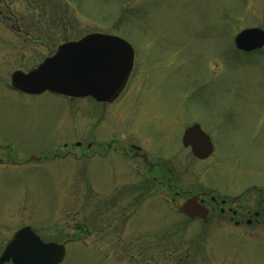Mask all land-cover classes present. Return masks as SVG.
Wrapping results in <instances>:
<instances>
[{
  "label": "rangeland",
  "instance_id": "374dc122",
  "mask_svg": "<svg viewBox=\"0 0 264 264\" xmlns=\"http://www.w3.org/2000/svg\"><path fill=\"white\" fill-rule=\"evenodd\" d=\"M0 6L10 33L19 26L53 38L37 42L43 54L0 45V147L15 152L0 149V255L18 230L30 227L65 245L63 264H264V241L202 232L201 222L180 214L185 197L175 195L218 188L234 197L264 185V50L245 54L234 46L242 30H264V0H0ZM97 33L143 51L148 86L129 104L143 99L144 110L128 111L136 125L142 114L170 123L154 148L183 174L177 189L155 185L148 201L134 196L126 170L120 185H84L75 180L83 176L82 161L52 159L65 142L74 145L93 130L101 107L11 89L15 71L28 72L44 54ZM194 123L217 153L201 165L199 179L184 170L192 159L181 144L182 130ZM124 126L126 145L135 132ZM32 156L49 160L28 163Z\"/></svg>",
  "mask_w": 264,
  "mask_h": 264
},
{
  "label": "flooded vegetation",
  "instance_id": "af4514ba",
  "mask_svg": "<svg viewBox=\"0 0 264 264\" xmlns=\"http://www.w3.org/2000/svg\"><path fill=\"white\" fill-rule=\"evenodd\" d=\"M3 7L4 6H0V13H3ZM2 19L3 22L0 23V27L4 32L0 33V45L2 46V49H6L10 42H14L15 45H13L12 48L19 51H24L26 47L28 53L43 54L41 50L38 49L37 42L53 41V38H51L48 34H37L32 32L26 33L19 26L17 27V33H10L8 31L10 27L4 20L6 18L2 17ZM33 26L34 25H30V29H32ZM58 49L59 47L53 53L48 55L44 54V59L36 61V67L45 59L55 55ZM263 50L264 49L254 51L250 54L262 52ZM140 53L143 57V51L134 49L132 72L128 78L125 88L119 97L113 102H98L92 97L83 98L91 100L97 108L101 107L98 115H96L93 119V130H86L83 135V140L75 142L74 145H69L65 142L62 145L60 153L53 156L52 159H65L72 157L77 161H82L84 163V167H82L83 169L81 168L83 170V176L75 180L78 183L80 179V183L84 185H91L95 183L112 186H116L117 184L120 185L121 180L125 179L121 176V169L124 171L126 170L125 175L128 174L132 176V181L135 182H131L132 184H130L136 192L134 196H139L142 200L144 199L143 201H148L149 198L153 196L152 189L155 185H166L168 190L177 189L181 180L180 176L183 172L177 171V166H172L168 161H164L160 152L154 148V143L161 134L160 132L164 133V131L168 130L170 123L162 120L154 121L152 115L142 114V121L136 125V123H138L136 122L137 117L128 113L129 109L132 108L129 102H135L134 99L138 96L140 97L141 94L144 96L148 86V84H143L146 82L145 80H148L146 73L150 74L148 71L149 68H147L144 60L141 62L139 61V55L141 57ZM166 63L169 62L167 61ZM21 71H23V69ZM11 89L15 91L12 87ZM139 89H142L143 92L137 91ZM15 92L26 95L18 91ZM126 99L128 101H126ZM69 100L73 101L74 99ZM139 101L142 103L143 99H140ZM139 101L133 108L137 107L138 111L140 108L144 110V107H141L140 104H138ZM108 110L112 113L110 114ZM145 110H150V108L147 107ZM86 115L88 118V114ZM88 119H90V117ZM122 123H124L125 129L131 127L135 132V135L128 137L129 140L127 141H129V143L126 145L123 144L124 141L121 132ZM195 124L196 123L189 125L182 130L181 144L182 147L189 152L192 159L190 163H186L184 170H193L194 178L199 179L201 165L213 158L217 153L213 139V153L209 158H197L193 154L191 147H184L183 138L185 132L188 128L193 127ZM53 148L54 146L52 145L50 152L53 151ZM0 149H6L10 153H15L11 152V148L8 145L5 147L1 146ZM73 150H78L80 157H78ZM56 151L59 152L58 149ZM9 157L13 158L14 156L9 155ZM33 157L34 156L30 157L27 162L41 164L46 159L49 160L48 157L36 156L34 158L37 160H32ZM97 166L99 168L98 171V168H96ZM134 191L131 189L130 192L132 193ZM180 191L181 192L179 193H175L176 197H185L186 200L193 196H199L201 206L205 207L209 211V216L205 221L200 218L192 220L203 224V226L200 227L202 232H206L211 229V232L218 234H234L242 237H245L247 234H251V236H249L250 239H257L259 242L264 241V185L260 184L258 187L254 185L247 187L243 193L234 197L227 193H221L218 188H204V190H200L195 193L192 191ZM112 201L114 204L115 200L112 199ZM106 206L108 207V205ZM104 213L106 215V212ZM207 223L208 225H205ZM118 225V228H121L120 223ZM34 232L36 233V231ZM36 234L44 243L54 242L43 238L38 233ZM4 264L13 263L10 261Z\"/></svg>",
  "mask_w": 264,
  "mask_h": 264
},
{
  "label": "water",
  "instance_id": "95a60500",
  "mask_svg": "<svg viewBox=\"0 0 264 264\" xmlns=\"http://www.w3.org/2000/svg\"><path fill=\"white\" fill-rule=\"evenodd\" d=\"M237 50L250 53L264 47V30H242L234 39ZM134 51L125 40L104 34H91L77 42L62 45L58 52L29 73L15 72L12 87L28 95L51 92L70 98L92 97L113 102L123 91L133 68ZM184 147H191L200 159L208 158L213 146L198 125L188 128ZM35 158L33 157L32 160ZM37 160V159H35ZM193 196L179 207L189 219L206 220L209 211ZM63 245L43 243L30 227L19 230L0 257V264H61Z\"/></svg>",
  "mask_w": 264,
  "mask_h": 264
}]
</instances>
